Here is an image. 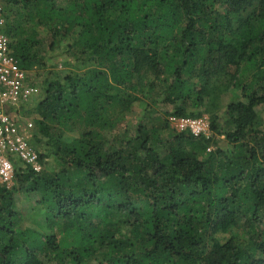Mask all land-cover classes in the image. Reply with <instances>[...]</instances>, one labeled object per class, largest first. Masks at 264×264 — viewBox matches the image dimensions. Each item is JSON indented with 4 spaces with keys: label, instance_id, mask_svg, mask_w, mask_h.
I'll use <instances>...</instances> for the list:
<instances>
[{
    "label": "trees",
    "instance_id": "1",
    "mask_svg": "<svg viewBox=\"0 0 264 264\" xmlns=\"http://www.w3.org/2000/svg\"><path fill=\"white\" fill-rule=\"evenodd\" d=\"M0 1L22 69L46 70V44H67L69 68L47 73L32 110V143L55 163L0 189V264H264V0ZM204 114L209 138L171 131Z\"/></svg>",
    "mask_w": 264,
    "mask_h": 264
},
{
    "label": "built area",
    "instance_id": "2",
    "mask_svg": "<svg viewBox=\"0 0 264 264\" xmlns=\"http://www.w3.org/2000/svg\"><path fill=\"white\" fill-rule=\"evenodd\" d=\"M4 27V11L0 1V189L10 190L17 168L24 166L39 174L43 172L44 164L40 152L32 143L35 125L20 115L39 97L40 90L31 84L29 72L22 69L12 56ZM169 124L174 131L189 132L195 138L211 136L207 116L199 119L172 116Z\"/></svg>",
    "mask_w": 264,
    "mask_h": 264
},
{
    "label": "rangeland",
    "instance_id": "3",
    "mask_svg": "<svg viewBox=\"0 0 264 264\" xmlns=\"http://www.w3.org/2000/svg\"><path fill=\"white\" fill-rule=\"evenodd\" d=\"M38 30L41 32L42 37L44 39V37H46V33L42 29H38ZM66 46H67V44H63L61 46V48H59L55 52L51 53V52H49L48 45L46 44L44 46V49L46 52V57H48V61H47L48 67L46 68L45 71L39 70L37 67L32 69V71H29L30 82H31V84H33L34 86L39 88L40 95L37 99H34V101L31 104H29V106H28L29 108H27V109L25 108L22 111V114H20L24 120H29V121L34 123V121H33L34 115L32 113V110L36 106L39 99H42V97H43L41 85H42V82L44 81V79L46 78L47 73L48 72H56V73H58L60 78H63L65 75L68 74L69 68H66L64 66V62L66 60V55L64 54V49L66 48ZM84 71H85V68H83L81 72H84ZM240 99H241L240 91L238 89H234V88H232L230 90V92H228L222 96V107L218 113L219 117H220V125H224L225 111H226V107L228 106V104H230L232 101L240 100ZM146 102L149 103L148 101H146ZM144 111H145V105L144 104H142V103L136 104L132 113H130L129 115H126L123 118L124 120L122 122V125L120 126V129H122V131H120L118 133H123L125 131H128L129 135L132 134V132L138 126L140 119L145 115ZM159 111H160V114L165 113V112H171L172 108H171V106L160 105ZM200 111L202 112L203 109H201ZM257 112H258V115L260 117V120L262 121L263 128H264V106L259 107L257 109ZM203 116H207L209 118V115H207V114H204ZM154 117L156 118V116H154ZM171 131H174V130L172 129ZM73 138H75V135H70L67 137L68 140H72ZM221 140H224V138H221ZM42 149H43V152H45V150H44L45 148L43 147ZM54 163H55L54 161L48 160V165L46 166V168H44V170L45 169L50 170ZM15 187L16 186L13 185L12 188H15ZM15 199H16L17 210L22 215H24V218H25L24 222H23L24 226L33 227V228L39 227V224L43 220V216H40L41 213L36 209V201H37L36 197L34 195H29V194L25 193L24 191L19 190V191L15 192Z\"/></svg>",
    "mask_w": 264,
    "mask_h": 264
}]
</instances>
